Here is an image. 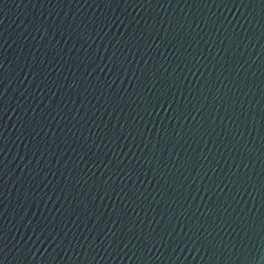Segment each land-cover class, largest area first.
Segmentation results:
<instances>
[{
	"label": "water",
	"instance_id": "95a60500",
	"mask_svg": "<svg viewBox=\"0 0 264 264\" xmlns=\"http://www.w3.org/2000/svg\"><path fill=\"white\" fill-rule=\"evenodd\" d=\"M0 264H264V0H0Z\"/></svg>",
	"mask_w": 264,
	"mask_h": 264
}]
</instances>
